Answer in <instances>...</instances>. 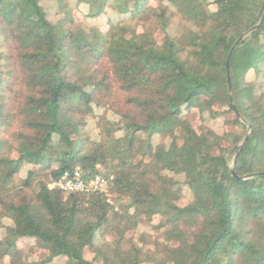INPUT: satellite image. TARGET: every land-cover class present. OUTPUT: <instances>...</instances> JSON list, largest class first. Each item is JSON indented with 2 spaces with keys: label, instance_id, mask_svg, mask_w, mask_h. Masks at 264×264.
<instances>
[{
  "label": "trees",
  "instance_id": "1",
  "mask_svg": "<svg viewBox=\"0 0 264 264\" xmlns=\"http://www.w3.org/2000/svg\"><path fill=\"white\" fill-rule=\"evenodd\" d=\"M263 14L264 0H0V264H264ZM76 166L113 175L112 203L47 187ZM22 239L46 255L27 261Z\"/></svg>",
  "mask_w": 264,
  "mask_h": 264
},
{
  "label": "rangeland",
  "instance_id": "2",
  "mask_svg": "<svg viewBox=\"0 0 264 264\" xmlns=\"http://www.w3.org/2000/svg\"><path fill=\"white\" fill-rule=\"evenodd\" d=\"M44 6H45V10L46 12L49 14V16H52L55 18V14H54V10L55 8L51 5L50 2H44ZM99 23L101 24V26L103 28H106V25L104 23V18H100ZM176 28V24L172 25L171 29L172 31H174V29ZM111 117H114L111 115ZM207 117V115L205 116ZM190 118L192 120L193 125L196 124L197 122V116H196V110L194 109L193 111H191L190 114ZM205 125L209 128H212L214 131H216L217 133H222V131H236L239 132L238 128H235L233 126H222V120L220 118H205ZM93 123L90 122V126H92ZM157 141V137H153L152 138V142H156ZM143 147H135V151L137 152V154L134 155V157L132 158L133 161H136L137 159H139V152L142 150ZM183 194L189 198V193L187 190H182ZM185 197V198H186ZM176 202L179 205H182L185 203V199L182 197H177ZM118 207V205H117ZM161 220V218L159 216H154L153 217V222H159ZM111 224H114L115 226H117L118 224L115 223L114 221L111 222ZM122 223H120V225H122ZM198 224H199V219H195V220H191L190 222H184L181 227L182 229H184V231L187 232H194L197 230L198 228ZM137 232L138 233H147V234H152L151 230H149L147 227L145 226H141L139 225L137 228ZM132 232H128V235H131ZM1 235V232H0ZM19 249L22 250V254L21 256L26 258L27 261L31 260V259H41L46 255V252L44 249L37 247L35 245L34 240H29V239H22L20 240L19 243ZM91 257V256H89ZM9 259H6V262H8ZM63 262V258H59V259H55L51 264H61Z\"/></svg>",
  "mask_w": 264,
  "mask_h": 264
},
{
  "label": "built area",
  "instance_id": "3",
  "mask_svg": "<svg viewBox=\"0 0 264 264\" xmlns=\"http://www.w3.org/2000/svg\"><path fill=\"white\" fill-rule=\"evenodd\" d=\"M112 174L94 173L85 175L79 166L64 170L56 178L49 181V189H57L64 193H101L106 202L112 203L110 186L113 181Z\"/></svg>",
  "mask_w": 264,
  "mask_h": 264
},
{
  "label": "water",
  "instance_id": "4",
  "mask_svg": "<svg viewBox=\"0 0 264 264\" xmlns=\"http://www.w3.org/2000/svg\"><path fill=\"white\" fill-rule=\"evenodd\" d=\"M263 16H264V14H263ZM257 26V25H256ZM242 38V35L236 40V42L233 44V46L230 48V51H229V53H228V56H227V59H226V75H227V77H228V68H229V61H230V57H231V55H232V53H233V51H234V48H235V46L239 43V41H240V39ZM228 79V82H229V77L227 78ZM230 89V88H229ZM229 99L231 100V96L229 95ZM232 107H233V105H232ZM238 154V149H237V151H236V154L235 155H237ZM232 170V172L234 171L233 170V168L231 169ZM260 173H255V174H253V175H259ZM250 176H252V175H250Z\"/></svg>",
  "mask_w": 264,
  "mask_h": 264
}]
</instances>
